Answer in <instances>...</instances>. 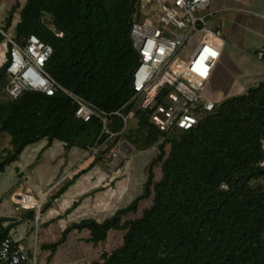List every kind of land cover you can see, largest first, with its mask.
<instances>
[{
  "label": "trees",
  "instance_id": "trees-1",
  "mask_svg": "<svg viewBox=\"0 0 264 264\" xmlns=\"http://www.w3.org/2000/svg\"><path fill=\"white\" fill-rule=\"evenodd\" d=\"M141 1L27 0L12 8L7 22L18 15L16 41L34 34L52 48L45 70L58 85L112 113L133 94L139 57L131 28L143 20ZM4 72L5 64L0 134L10 138L12 150L0 154V172L40 140L83 150L94 145L99 123L77 120L76 106L65 94L25 92L12 100L4 91ZM197 112L194 128L161 133L146 112L137 111L124 139L140 152L156 148L141 194L102 222L71 225L43 249L55 252L72 230H86L92 244L118 231L121 246L92 264H264V166L258 142L264 133V83L214 101L211 112ZM110 128L118 132L121 121L112 117ZM142 201H150L149 206L139 218L128 219ZM5 236L0 228V237Z\"/></svg>",
  "mask_w": 264,
  "mask_h": 264
},
{
  "label": "crops",
  "instance_id": "crops-1",
  "mask_svg": "<svg viewBox=\"0 0 264 264\" xmlns=\"http://www.w3.org/2000/svg\"><path fill=\"white\" fill-rule=\"evenodd\" d=\"M26 1L0 0V70L8 57L5 36L13 40L16 37L18 15L14 14L10 23L8 16L14 6L23 7ZM209 11L215 13L209 27L219 29L224 40L220 59L204 91L205 97L214 102L243 95L264 83V67L254 56L264 46V0H211ZM237 65L245 74L240 85L234 81ZM213 85H218L221 92L213 93ZM11 150L10 138L0 134V154ZM86 155L87 150L78 147L66 148L57 141L48 145L46 140H40L26 146L0 172V228L20 246H36L43 264H92L122 244L123 236L118 231H111L104 242L92 244L86 230H72L55 252L43 249L58 241L64 229L73 224L89 219L102 222L112 217L125 207L124 199L131 197V172L126 173L129 160L112 173L107 154L90 158ZM117 180L123 182L118 190ZM17 193L43 199L38 215L13 202Z\"/></svg>",
  "mask_w": 264,
  "mask_h": 264
},
{
  "label": "built area",
  "instance_id": "built-area-1",
  "mask_svg": "<svg viewBox=\"0 0 264 264\" xmlns=\"http://www.w3.org/2000/svg\"><path fill=\"white\" fill-rule=\"evenodd\" d=\"M211 0H147L143 20L131 28L133 47L139 63L133 72L132 96L117 111L106 113L90 102L63 89L46 72L52 48L34 34L15 41L7 36L9 46L5 64V93L16 100L25 92L53 96L57 91L75 104V118L84 123L96 120L100 133L87 150V158L101 153L102 148L121 136L137 111L147 113L151 126L161 133L173 129L190 130L198 123V108L211 112L214 102L204 91L224 47L222 32L209 27L215 15L209 11ZM55 36L61 37L60 33ZM186 52L187 46L192 45ZM254 56L264 67V46ZM112 117L121 121L118 132L111 131ZM258 142L263 153L264 133ZM132 147L114 143L108 151L107 166L113 173L132 156ZM227 190L225 185L221 187ZM13 202L21 209L40 212L43 199L17 193ZM36 246L27 249L11 236L0 237V264H37Z\"/></svg>",
  "mask_w": 264,
  "mask_h": 264
},
{
  "label": "rangeland",
  "instance_id": "rangeland-1",
  "mask_svg": "<svg viewBox=\"0 0 264 264\" xmlns=\"http://www.w3.org/2000/svg\"><path fill=\"white\" fill-rule=\"evenodd\" d=\"M146 2H147V0L141 1V6H140L141 11H145ZM43 21L48 28L51 27V24L48 21V19L44 18ZM190 46H193V44L187 46L186 52H189L191 50ZM244 75L245 74L241 71V65H237L235 67V73H234V81H235L236 85H240L242 83V81L245 79ZM249 79L252 80V78L250 76H249ZM217 86L218 85L212 86V90H213L212 92L213 93L214 92L217 93L219 91V88ZM219 92H221V91H219ZM242 110H244V109H242ZM133 125H134V118L132 119L131 123L129 124L128 129L121 136L117 137L112 143L104 146V148H102V151H101L102 154H108V151L113 148L114 143H119V142L120 143L125 142L128 145H130L133 149L132 150V156L130 157L131 159L130 158L127 159V160H129L128 161L129 165L128 164L126 165L127 166L126 173L129 171L131 172V177L129 176V178H128V181H129L128 183L130 184L129 189H130V193H131L130 196L131 197L124 199L125 207L128 204H130L137 196H139L141 194L142 187H143V184L146 180V174H147V171L149 169L150 163L152 162V160L156 156V148L155 147L151 148L149 150L140 152V151L135 150V148L124 139V134H126L130 129H132ZM121 165H120V167H121ZM154 173L156 175V179H158L159 178V170L157 168L154 169ZM121 183H123V182H121V180H117L116 190H118L120 188ZM263 183H264V181H263ZM149 204H150V201H142L139 204L137 213L136 214H130L128 216V219L133 220V219L139 218L141 216L142 211L145 210L149 206ZM121 235L123 236V233ZM113 248H115V247L114 246L108 247V250H112ZM37 264H43L42 261L40 262V259L38 258V256H37Z\"/></svg>",
  "mask_w": 264,
  "mask_h": 264
}]
</instances>
